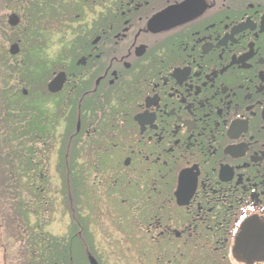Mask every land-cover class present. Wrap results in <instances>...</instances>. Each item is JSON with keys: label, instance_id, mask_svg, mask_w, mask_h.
Segmentation results:
<instances>
[{"label": "flooded vegetation", "instance_id": "flooded-vegetation-1", "mask_svg": "<svg viewBox=\"0 0 264 264\" xmlns=\"http://www.w3.org/2000/svg\"><path fill=\"white\" fill-rule=\"evenodd\" d=\"M25 145L1 264H264V0H0V179Z\"/></svg>", "mask_w": 264, "mask_h": 264}, {"label": "trees", "instance_id": "trees-1", "mask_svg": "<svg viewBox=\"0 0 264 264\" xmlns=\"http://www.w3.org/2000/svg\"><path fill=\"white\" fill-rule=\"evenodd\" d=\"M37 135L40 134H44V132L42 131H37L36 132ZM38 139V137H37ZM70 141H68V145H67V149L65 151V155L66 157L68 156H75L76 155V146L74 143H69ZM8 153L4 152L3 154L6 155H17L20 157H25V166L21 165L20 168H22V172L23 175H25L24 173H26V177L21 176H15V177H11V178H1L0 179V197H10V195L12 194L13 196H18L19 194H21L22 190L24 191H28V189L30 188V184L32 183V179L29 177L28 173L29 171H31V168H29L30 166V162L28 161V157L30 156L31 152H32V147L30 146H18L17 149H8ZM2 151V148H1ZM31 151V152H30ZM36 156L38 155H44V147L38 146L36 145V151H35ZM60 156H63V149L60 151L59 153ZM5 162V161H4ZM7 164V163H4ZM3 164V166H5ZM10 165L13 164V162L9 163ZM7 164V165H9ZM12 169V167H11ZM14 170V171H13ZM16 170H18L17 168L12 169L11 171L15 172ZM4 171H6V169L4 168ZM12 172V173H13ZM37 185L38 182L42 184L43 181L40 180H36L34 181ZM75 184V180L74 179H62V186L61 188L65 190L69 189L71 190V187ZM64 195L66 197V200L68 198V194H66V191L64 192ZM8 204V201H7ZM27 211H25L24 209H22L21 207H17L15 209H13L12 211V215H13V226H17L20 227L21 225H26L25 223H23L22 221H26L27 220V216H26ZM7 214V212H6Z\"/></svg>", "mask_w": 264, "mask_h": 264}, {"label": "rangeland", "instance_id": "rangeland-1", "mask_svg": "<svg viewBox=\"0 0 264 264\" xmlns=\"http://www.w3.org/2000/svg\"><path fill=\"white\" fill-rule=\"evenodd\" d=\"M11 37H12V35H11ZM67 149V148H66ZM2 213V211H0V214ZM74 215H75V212H74ZM56 219H57V222H59V223H57V224H55L54 223V225H53V230L57 233V235H61V233L64 231V225H65V223H60V221H65V220H70V218L68 217V215L66 216V217H63V218H61V217H56ZM55 219V220H56ZM1 222V221H0ZM1 231V230H0ZM1 236H4L3 234H2V232H0V237ZM3 244V243H2ZM1 243H0V246L2 245ZM5 244V247H6V245H7V243L5 242L4 243ZM0 251H2V248L0 247ZM80 263L82 264V262H81V260H80ZM0 264H1V255H0Z\"/></svg>", "mask_w": 264, "mask_h": 264}, {"label": "water", "instance_id": "water-1", "mask_svg": "<svg viewBox=\"0 0 264 264\" xmlns=\"http://www.w3.org/2000/svg\"><path fill=\"white\" fill-rule=\"evenodd\" d=\"M58 79H55L53 83L57 82Z\"/></svg>", "mask_w": 264, "mask_h": 264}]
</instances>
